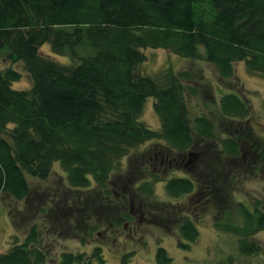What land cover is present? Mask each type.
Listing matches in <instances>:
<instances>
[{
    "label": "trees",
    "instance_id": "16d2710c",
    "mask_svg": "<svg viewBox=\"0 0 264 264\" xmlns=\"http://www.w3.org/2000/svg\"><path fill=\"white\" fill-rule=\"evenodd\" d=\"M46 44L70 62L44 54ZM144 49L214 65L230 91L216 102L220 113L196 117L194 132L187 95L203 85H191L187 70L143 74ZM2 54L11 65L0 69V196L24 201V209L8 210L14 234L0 264H108L101 246L53 255L49 231H82L76 238L89 246L101 228L108 235L135 223L131 201L141 219L177 232L186 249L200 238L196 219L211 216L216 231L238 238L242 255H262L254 237L264 231V200L245 204L235 189L257 160L264 168V143L258 138L260 150L254 147L246 125L253 107L229 86L239 62L264 76V0H0ZM19 63L31 81L25 90L14 89ZM148 98L158 131L141 118ZM146 143L155 148L131 172L134 158L124 161ZM186 159L184 174L171 176ZM56 165L59 189L32 187L29 178L49 181ZM160 183L165 201L157 199ZM40 214L42 228L32 222ZM156 261L173 264L163 247Z\"/></svg>",
    "mask_w": 264,
    "mask_h": 264
},
{
    "label": "rangeland",
    "instance_id": "374dc122",
    "mask_svg": "<svg viewBox=\"0 0 264 264\" xmlns=\"http://www.w3.org/2000/svg\"><path fill=\"white\" fill-rule=\"evenodd\" d=\"M41 50L44 54L50 55L61 63L70 62L68 58L54 55L50 44L44 45ZM143 52L147 56V61L141 70L143 74L155 77L164 69H173L176 72L187 70L196 79V83H192L191 85H203L198 87L196 95H190L189 93L187 95L191 125L194 132H196V117L205 115L212 120L220 113V108L216 102L221 99L222 95L228 94L230 91L222 87L218 69L214 65L205 61L183 58L163 49H144ZM9 65L11 63L5 59V54L0 55V69H5ZM12 66L23 72V66L20 63ZM234 81L233 86L229 87L236 89L234 93L242 96L253 107V116L246 125L249 128L250 125L253 127L254 137H251V139L254 141V147L260 150L258 138H261L260 141L264 143V76L250 72L245 62H239L236 64V77ZM230 82L232 83V81ZM208 84L213 85V88L207 86ZM30 86V78L23 72L22 80L14 84V89L25 90L30 88ZM210 89H213L216 100L211 97ZM153 105L154 99L148 98L141 118L150 129L158 131L160 129V120L154 111ZM152 148H155L153 143H146L138 149L133 150L131 152L132 156L126 159L124 164L127 167L129 159L133 157L134 162L128 166L129 170L133 172L137 167L138 159H143V153ZM246 149L245 152L247 153ZM261 150L263 151L260 153L264 154V149ZM246 157H248V154ZM186 162L187 159L182 165H179L181 167L171 174V176H182L185 172L186 167L184 165ZM258 164L259 161L257 160L253 168V174L247 173L242 178L243 183L240 186L237 185L235 189L237 199L245 204L253 205L254 200H264V168L258 169ZM57 165L59 166V164ZM57 165L55 166L56 172L49 181L41 182L37 179L29 178L32 187H39L38 190L40 192H48L47 194L59 189L61 181L57 173L62 174V170ZM116 181L123 182L122 178L118 180L116 178ZM164 187L165 183L156 185L158 200L165 201L169 199L165 196ZM109 189L111 190L112 187L109 186ZM62 191L60 190V193ZM119 193H122L121 189H119ZM73 196L77 199L75 194ZM49 198L51 199L52 197L49 196ZM174 201L176 203V200ZM69 203L72 204L73 201L71 200ZM52 206L53 204L47 203L45 209L49 210ZM11 208L23 210L24 201L19 202L6 196H0V253L7 252L11 247L10 238L14 234L8 214V210ZM128 210L134 212L132 215L136 218L135 223H127L123 228H113L112 231L107 232L108 235L106 233L102 235L101 232L104 229L101 228L100 232L92 234L94 237H92L89 246L80 245L79 239L76 238L80 236L82 231L75 233V230H65L63 236H57L53 228V232L49 231L50 237H56L57 239L50 242V245L54 244L50 248H56L55 250L53 249V255L57 256V251L59 253L63 251L73 253L83 252L87 255L91 254L95 247L101 246L103 247L104 257L108 264H123L125 257L127 264H157V250L159 247H163L173 259V264H264V251L259 256L242 255L237 244L238 238L232 234L216 231L211 216L196 219L200 238L195 244L191 245L190 249H186L181 244L185 245L187 242L185 240L181 241L177 232L166 234L155 224L151 222L146 223L144 218L141 219L136 202L132 203L131 201V204L129 202ZM232 211H236V209H232ZM41 219L45 220L43 214H40L32 222H35V224L42 228L43 220ZM20 235L23 238L24 234L20 233ZM65 238L72 239L66 240ZM254 238L264 249V231L257 234Z\"/></svg>",
    "mask_w": 264,
    "mask_h": 264
}]
</instances>
